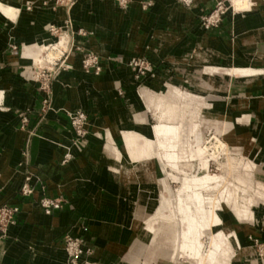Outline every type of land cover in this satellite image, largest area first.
Masks as SVG:
<instances>
[{"label":"crops","instance_id":"crops-1","mask_svg":"<svg viewBox=\"0 0 264 264\" xmlns=\"http://www.w3.org/2000/svg\"><path fill=\"white\" fill-rule=\"evenodd\" d=\"M4 1L19 11L14 18L0 13V205H17L19 211L16 223L0 232V264H67L65 234L81 238L82 249L92 250L88 258L99 264H127L135 259L131 253L138 255L133 250L141 240L132 224L148 198L136 200L137 185L120 183L118 175L108 170L113 160L105 147L110 138L121 149L122 123L133 121L140 130L151 126L150 112L138 95H144V86L137 88L128 62L148 55L165 60L171 70L188 68L197 73L201 61L212 54L210 67L227 66L234 58L238 64L264 69V1L253 0L247 12L226 13L221 25L211 30L198 29L197 22L216 0H193L188 8L177 0H151L146 9L142 0H131L126 8L113 0H76L68 13L63 6H54L55 0ZM48 24H66L76 46L98 55L100 70L84 71L81 51L72 52L62 63L65 68L54 74L52 106L41 114L40 94L31 87V73L25 66L32 54L23 49L52 42ZM79 29L86 34H79ZM11 45L20 49L13 51ZM199 49L209 52L207 60L187 57L193 58ZM243 49L252 50L254 56L246 59ZM207 69L198 78L200 85L198 80H188L204 86ZM245 78L249 81L242 90L237 91V80L244 78L234 77L230 92L217 91L218 107L213 110L217 118L228 114L231 120L243 112L253 113V126L239 129L238 134H245L240 145L253 155L264 175V72ZM149 79L162 80L159 75ZM75 109L84 111L88 119L84 149L71 142L67 111ZM20 112L27 116L24 125ZM67 148L71 158L63 164ZM26 174L31 175L35 190L22 198L19 189ZM148 176L153 181V170ZM41 195L62 197L61 208L45 214L38 204ZM245 225L243 240L257 253L252 238L264 243V221ZM259 264H264V258Z\"/></svg>","mask_w":264,"mask_h":264},{"label":"bare ground","instance_id":"bare-ground-1","mask_svg":"<svg viewBox=\"0 0 264 264\" xmlns=\"http://www.w3.org/2000/svg\"><path fill=\"white\" fill-rule=\"evenodd\" d=\"M254 2L253 0H233L232 6L236 10L247 12L253 8ZM128 4L129 2L125 6L127 7ZM54 6H58V0L54 1ZM62 6L66 9L64 5ZM18 11V7L0 0V13L2 15L14 18ZM53 26L58 27L55 24ZM59 27H65V24L59 25ZM50 34L54 37L50 44L39 43L25 46L23 49L24 53L29 52L32 54L33 64L37 65L35 66V73H38L44 66L49 68L50 62L58 57V46L63 45V42L58 43L56 36L52 33ZM246 42H244L245 45ZM244 50L247 55L252 53L251 50ZM234 55L236 54L234 53ZM208 56L209 52L207 50L199 49L194 53L193 58L207 60ZM232 69L235 74L245 75V77H252L262 73V69H254L249 65L239 66L236 64L232 66ZM241 81L247 82L249 79L244 78ZM220 82L213 68L203 72V85L208 87L212 93H216L219 90L228 91V88ZM163 86L164 91L172 92L185 102H199L201 104L204 101L209 111L214 108L211 105L216 107V104L212 103L214 102L213 100L205 101L202 96L181 91L177 86L169 83H165ZM142 91L146 94L148 93L147 98L150 103L153 102L155 96L158 97L155 92L148 90L146 87H143ZM253 116L251 112H244L235 116L234 123L236 126L233 130L230 123H226L223 120L219 121L216 115H213L212 118H209L210 116L208 115V118L201 123H191L187 131L182 133L183 129L180 128L183 126L172 121H162L161 115H159L158 122L155 125L146 126L145 130L136 129L137 126L133 125V121L122 123L119 128V134L123 137V150L115 146L111 139L108 138L105 150L113 160L108 170L118 175L120 183H135L137 185L136 200L147 196L148 201L143 205L142 210H152L154 208L153 198L156 194L159 196L158 204L150 212L148 218L143 222L136 218L132 224L133 230L137 233L140 240H145L151 236L156 237L160 232L168 229L173 234L171 238L172 248L167 252L169 255L168 259L172 262L175 261L176 257L183 255L188 258L189 262L187 264H237L241 258L243 261L245 260V264H259L260 259L254 255L252 246L242 242L237 237L236 230L241 231L246 226L234 224V220L238 218L241 223L260 218V213H256L255 210L258 206L264 205V190L262 188H258L255 191V195L244 198L243 203H238L239 201L235 200L236 190L238 189L232 184H229L227 195L221 193L220 197H205L199 191H192L191 196L183 195L185 190L193 187L205 188L209 182L217 185L222 179L221 176L211 175L207 171L208 157L212 155L201 140L203 132L213 126L214 133L225 134L227 142H232V140L233 142L240 141L243 135H241L242 132L238 134V130L243 129L242 125H247L249 128L252 127ZM135 119L139 120L138 110ZM192 133H194L193 140H188V136ZM180 135L188 140H186L185 148L178 145L177 139ZM226 148V144H223V150ZM234 149L237 152L242 151L239 144H234ZM66 152H68V160L66 161L68 162L71 158L70 149L67 148ZM194 155L199 159L200 169L204 170L205 173L194 176L184 183L183 187L178 189L176 198H173L168 186L167 174L160 163V159L163 158L167 164L176 169L175 166L180 159ZM242 167L245 170H252L254 162L247 160L242 164ZM152 170L154 173L153 181L148 176ZM223 199L227 203L229 202L231 212H225L222 208ZM131 204L134 203L132 202ZM241 242L242 246H240ZM65 252L68 255L66 249ZM79 260L76 261L78 264L87 263L86 260L82 263Z\"/></svg>","mask_w":264,"mask_h":264},{"label":"rangeland","instance_id":"rangeland-1","mask_svg":"<svg viewBox=\"0 0 264 264\" xmlns=\"http://www.w3.org/2000/svg\"><path fill=\"white\" fill-rule=\"evenodd\" d=\"M113 1L116 2L115 0H113ZM144 1L146 2L149 0H142V2H144ZM177 1L182 3L187 8L193 2V0H186V1L177 0ZM217 1L221 2L220 6L217 4ZM232 3H233V0H216V1H214V4L209 11L201 13L198 16L197 28L200 30H211L213 28H217L221 25L222 19L226 15V13H228L230 11L231 12L232 11L233 12H235V11L242 12V11L234 9L232 6ZM59 5L62 6V4H60V2L58 3V6ZM117 5L121 8H126V6H124V5H120L118 3H117ZM150 5H152V3ZM150 5H148L146 8H148ZM30 6H32V5L30 4ZM141 6L143 7L142 3H141ZM146 8H144V9H146ZM215 11H218L220 21L215 26L214 25L210 26L207 29L203 28V26L201 25V17H208L211 14H214ZM51 25H53V24L47 25L46 32L52 33V31H50ZM53 35L56 36L55 34H53ZM50 43L51 42H49L47 44H50ZM19 49L20 48L18 47L17 50H19ZM243 52H244V55L246 56V59L252 58L254 56V53L252 52V50H251L252 53L250 55H247V53L245 52L244 49H243ZM187 57H189L192 60H199V59L192 58L191 54L188 55ZM211 57H214V55L211 54V56L209 57V59L207 61L199 60L203 64L201 66L197 67L198 75H197L196 71H193V69L189 70L188 68L179 69V70H171L166 65L167 62L165 60L155 61V60L151 59L150 56H148V55H143L142 57H134V58H142L143 66L146 67L148 64H150L149 66H151L150 71H144L142 74L139 73L137 76H136V74H134V70H132L134 79L137 82V88L138 89L141 86H144L148 90H151V91L155 92L156 95H158V97L155 96L153 98V102L150 103L149 99L147 98L148 93L146 94L144 92V95L141 96L140 93L138 92V95L141 98L143 97V100L145 101L144 108L146 105L145 109L148 112H150L148 115H149V123L151 125H155L158 122V118H159L158 116L161 115L162 121H165V122L166 121H172V122H175L176 124L183 126L182 128H180V129H183L181 131L183 133L184 131H187V128L191 123H196V122L201 123L203 120L208 118V115L210 116L209 118H212L213 115L214 116L216 115V114H214L213 109L218 107V104H217L218 93L217 92L212 93L208 87H205V85L201 86V87L199 86L200 84L198 82L202 77V69L207 67V66H208L207 70H210L213 68V70H215V73L221 82L223 80L227 81L226 85H224V86H226L228 88V92H230L231 87L234 86V84L231 82V80L234 77L235 78H237V77L238 78H245V75L243 76V75L235 74L233 72L232 66L236 65V64L239 66L240 65H248V63H239L238 64L234 61V58H233V60L231 62H229V64L227 66L218 65L215 67L214 66L210 67L209 65L213 63V60L211 59ZM130 61L128 62V64H130ZM209 61H211V62H209ZM25 64H26L25 66L28 67L27 69L31 73L30 78H28L31 81V87H33L35 89V91L38 94H40L39 111H41L42 108L45 109V111H47V109H49L52 106L51 82H52L53 76L56 73V71L50 77L48 84H47V87L44 88V86H46V85L43 84V80L40 77V75L38 74L41 72V70H39L38 73H35V71H36L35 66H37V65L33 64V62L31 60H28V62H26ZM44 67H47V66H44ZM44 69H46V68H44ZM141 69H143V68H141ZM167 69H168V72H167ZM260 69H262V68H260ZM263 72H264V69H262V73ZM157 75H159L162 78V80H158L159 83L150 82L149 77H151V79L156 80ZM188 78H192L193 82H195V80H198V78H199V80L197 81V83L199 85L197 83L192 84L188 80ZM167 80L169 82L177 84L178 86L177 85H174V86H177L181 91L194 93V94H197L200 96L203 95L202 97L205 101L213 100L214 102H212V103L216 104V107H215V105H211L214 108H211V110L209 111V109H207V107H206V102H204V101L201 104L199 102H188V101L185 102V101L181 100V97L176 96L172 92L164 91L163 84ZM237 82H238L237 91L245 88L246 81L245 82L244 81H237ZM199 89L206 91L207 95L200 93ZM218 92H220V91H218ZM47 97H48V100L44 104L43 99H46ZM237 115H235V116H237ZM252 115H253V113H252ZM67 116H68V114H67ZM235 116H234V118H235ZM234 118H233V120H231L228 118V114H225V115L221 116L218 120L219 121L223 120L226 123L227 122L230 123L233 130H234V128L236 126V124L234 123ZM253 119H255V118L253 117ZM68 120H69V118H68ZM242 127L243 128H249L247 125H242ZM214 132H215L214 127L213 126L209 127V129H206L203 132L201 140L203 142V145L205 147H207L208 151L212 155V156L208 157V160H209L208 161V167H207L208 173L211 175L221 176L222 179L217 183V185H215V183H213V182L212 183L209 182L208 186L205 188L204 187H200V188L193 187L192 189L185 190L183 195L185 194V196L186 195L191 196L192 191H199L205 197H220L221 193L223 195H227L226 193H227V189H229V186H230L229 184H232L234 187H236L238 189V190H236L235 200L237 202L239 201L238 203H241V202L243 203L244 198L255 195L256 194L255 191L258 188H262L264 190V175L258 170V167H257V165L253 159V155H251L250 152H248L243 146L240 145V142H242L244 140L245 134L240 139V141H234L233 142V140H232V142L231 141L227 142V140H225V136H226L225 134L220 135V134H215ZM193 137H194V133H192L188 136V140H191V139L193 140ZM232 138H233V136H232ZM186 140H187L186 137L183 138L182 135H180L179 138L177 139L178 145L182 146V147L184 146V148H185V146H186L185 144H187L186 142L188 141V140L187 141ZM249 140H250V142H252L253 136H250ZM232 143L239 144V147L242 151L241 152L235 151L234 144H232ZM223 144H226V147H227L224 150H223ZM84 148L85 147H81V149H84ZM121 149L123 150L122 145H121ZM247 160H251L254 162V168L252 170H245L242 167V164L244 162H246ZM160 163L163 166V168L167 174V182H168V186H169V189L172 193L173 198H176V195L178 193V189H181L183 187L184 183L188 182V180H190L194 176L202 175L205 173L204 170L200 169L199 159L195 155L192 157L187 156L183 159H180L177 162V165L175 166L176 169L172 168L169 164H167V162L165 160H163V158L160 159ZM143 193H145V192H143ZM58 198L61 199L63 202L62 197H58ZM158 201H159V196H157V194H156V196L153 198V202H154L153 207L154 208H155V206H157ZM228 203H227V201H225V199L222 200V208L224 209L225 212L229 213V212H231V207H230V204H228ZM152 210H150V211L149 210L138 211V214H137L138 218L137 219L140 222H143L145 219L148 218V216ZM255 212L260 213V218L258 220H254V221L251 220V221H245V222L240 223L238 218H236L237 220H234V222H235L234 224L246 226L245 223H248V222L264 221V216H263L264 205L262 204L261 207L258 206V208L255 210ZM247 231H248L247 227L242 229L241 231L236 230V232L238 234L237 237H239L242 242H244L243 237H244V234L247 233ZM172 235L173 234L170 232V230L165 229L164 231L160 232V234L157 235L156 237L151 236L150 238H146L145 240L144 239L141 240L140 243H138L139 245L133 250V252H135L138 255L131 253L135 257V259H133L131 262L128 261L127 264H170V262H172V261L170 259H168L169 255L167 254V252L172 248V245H171V242H172L171 238L173 237ZM68 237H74V236H72L70 234H65L63 237V246L66 245L65 241H66V239H68ZM74 238L78 239L79 245L81 246L82 253L78 257H75L74 259H72L73 261L67 257V264H78L76 261L79 260L80 257H82L83 259H85L87 261V263H85V264H99L95 259L88 258L89 256H91L92 250L91 249H87V250L82 249V239L78 238V237H74ZM252 241L255 245V250L257 252V253H255L254 249H253L254 255L257 258H259L260 260H262V258H264V243L260 242L258 239H255V238H252ZM242 242H241L240 246H242ZM250 246H252V245H250ZM63 248H65V246ZM252 248H253V246H252ZM260 257H262V258H260ZM83 261L84 260H81V258H80L79 262L82 263ZM188 262H189L188 258H186L185 256L182 255V256L176 257L175 261H173L172 264H187ZM245 263H246L245 260L243 261L242 258H241V260H238V262H237V264H245Z\"/></svg>","mask_w":264,"mask_h":264},{"label":"built area","instance_id":"built-area-1","mask_svg":"<svg viewBox=\"0 0 264 264\" xmlns=\"http://www.w3.org/2000/svg\"><path fill=\"white\" fill-rule=\"evenodd\" d=\"M118 4L124 5L127 2H130L131 0H115ZM186 1V0H182ZM64 5L66 7V13L69 12L73 4L76 2V0H58V3ZM143 4V8H146L148 5L151 4V1H144L141 2ZM217 4L220 6L221 2H217ZM220 21L219 13L218 11H215L214 14H211L208 17H201V25L203 28L207 29L210 26H215ZM50 31H52L53 34L56 35L58 38V43L63 42V45H59L58 49V57L54 58L52 62H50V67H43L41 68V72L38 73L40 77L43 80V84L46 85L44 88L47 87L48 81L50 77L53 75L55 71H57L60 68H65L62 63L64 60L74 51L80 50L82 53L81 56V67L86 72H93L97 73L99 71V57L96 53L90 51V50H81L80 47L76 46L74 43V38L71 34H68L67 32V25L65 24V27H55L51 25ZM78 33L81 35H85V31L82 29L78 30ZM12 50L16 51L17 47L16 45H11ZM132 67V70H134V74L136 76L140 73L142 74L144 71H150L151 66L148 64L146 67L143 66L142 58H133L130 61L129 64ZM149 66V67H148ZM46 68V69H44ZM143 68V69H141ZM48 100V97L46 99H43V103L45 104ZM45 111V109H41L40 113L42 114ZM68 118H69V125L70 130L72 133L71 142L77 145V147H85L86 145V136L88 134L86 125H87V115L84 111L75 109L72 111H67ZM21 121V125H24L27 122V116L24 112L18 113ZM68 160V152H65L62 158V163L66 162ZM35 190V185L32 182V177L29 174H26L21 182L19 194L22 198L30 197ZM38 204L42 208L43 212L46 214H51L54 211L61 208L62 200L58 197H48L46 195H41V197L38 199ZM19 211V207L17 205H10V204H3L0 205V232L4 233L8 226L11 224L16 223V214ZM66 245L65 249L68 252V258L74 259L75 257H78L81 253V246L79 245L78 239L74 237H68L66 239ZM73 261V260H72Z\"/></svg>","mask_w":264,"mask_h":264}]
</instances>
